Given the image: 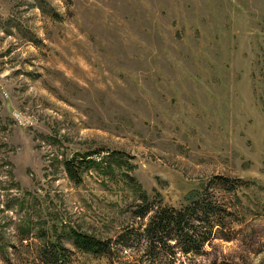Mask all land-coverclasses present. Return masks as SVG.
Wrapping results in <instances>:
<instances>
[{"label":"rangeland","instance_id":"374dc122","mask_svg":"<svg viewBox=\"0 0 264 264\" xmlns=\"http://www.w3.org/2000/svg\"><path fill=\"white\" fill-rule=\"evenodd\" d=\"M160 206L189 263L264 264V0H0V264L127 259Z\"/></svg>","mask_w":264,"mask_h":264},{"label":"trees","instance_id":"16d2710c","mask_svg":"<svg viewBox=\"0 0 264 264\" xmlns=\"http://www.w3.org/2000/svg\"><path fill=\"white\" fill-rule=\"evenodd\" d=\"M91 160V161H90ZM87 163L92 159H83ZM67 170L72 178H75L77 170L71 166V161L66 163ZM225 180L218 177V184H224ZM152 212L150 219L139 226H132V239H136L139 249L136 252L123 253L127 259H121L119 249L111 239H102L96 236L72 229L69 233L74 246L86 253L106 257L110 264H192L185 259V254L200 252L208 240L212 231H200L196 225L194 214H189L184 209L171 206H160L154 210L138 211V216L144 217L145 213ZM206 210L203 209V212ZM218 225H223L219 223ZM232 240L231 235L222 237ZM45 252H50L49 257L54 264H65L69 249L60 242L50 243ZM43 252V251H42ZM44 252V258L46 254ZM43 254V253H41ZM184 255V256H183Z\"/></svg>","mask_w":264,"mask_h":264}]
</instances>
